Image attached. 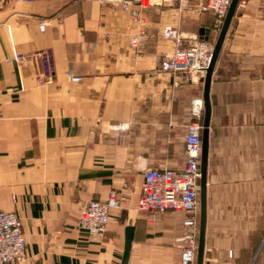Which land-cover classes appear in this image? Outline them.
Instances as JSON below:
<instances>
[{"label":"crops","instance_id":"0c3cea01","mask_svg":"<svg viewBox=\"0 0 264 264\" xmlns=\"http://www.w3.org/2000/svg\"><path fill=\"white\" fill-rule=\"evenodd\" d=\"M40 19L48 26L39 30ZM148 35L130 46L129 15L97 0L0 6V210L22 221L20 264H177L181 213L137 210L145 169H181L193 101L203 84L159 72L167 24L200 37L210 14L146 10ZM213 33V34H212ZM51 50L53 83L16 55ZM68 71L82 77L72 83ZM204 264H264V0L235 13L210 86ZM121 199L102 238L78 227L85 203Z\"/></svg>","mask_w":264,"mask_h":264},{"label":"built area","instance_id":"2783aa9c","mask_svg":"<svg viewBox=\"0 0 264 264\" xmlns=\"http://www.w3.org/2000/svg\"><path fill=\"white\" fill-rule=\"evenodd\" d=\"M33 0H0V6L10 2ZM127 13L135 25V33L130 38V46L143 45L148 35L145 12L152 7L174 9L181 17L200 18L210 14L213 18L212 31L217 34L230 0H97ZM252 0H238L235 13L247 10ZM39 30L49 24L40 19ZM213 34V33H212ZM162 37L172 44V50L159 63V72L173 77L174 86H182L201 81L208 67L215 35L207 40L183 32L178 25L167 24L162 29ZM16 62H32L36 65V82L39 86L53 83L55 79L54 57L51 50H42L30 55H16ZM72 83L82 81V77L67 73ZM191 114L193 121L186 127L185 162L181 169H145L137 210L148 219L157 220L165 212L181 213L182 235L178 242L180 257L177 264H195L198 237V180L201 146L202 102L193 101ZM121 199L111 190L104 201L94 199L79 210L78 227L88 238H102L109 221L110 211L120 208ZM26 259V241L21 218L15 212L0 210V264H20Z\"/></svg>","mask_w":264,"mask_h":264},{"label":"water","instance_id":"95a60500","mask_svg":"<svg viewBox=\"0 0 264 264\" xmlns=\"http://www.w3.org/2000/svg\"><path fill=\"white\" fill-rule=\"evenodd\" d=\"M238 0H230L223 22L217 32L213 44V50L208 67L201 82L203 84L202 92V119H201V146H200V165H199V180H198V237L195 264H204L205 251V232H206V194H207V170H208V155H209V133L211 122V101H210V86L213 70L219 54L221 52L223 42L234 18ZM200 39L207 40L210 35V28H200Z\"/></svg>","mask_w":264,"mask_h":264},{"label":"rangeland","instance_id":"374dc122","mask_svg":"<svg viewBox=\"0 0 264 264\" xmlns=\"http://www.w3.org/2000/svg\"><path fill=\"white\" fill-rule=\"evenodd\" d=\"M190 18V17H189ZM191 19H197L196 17H192Z\"/></svg>","mask_w":264,"mask_h":264}]
</instances>
